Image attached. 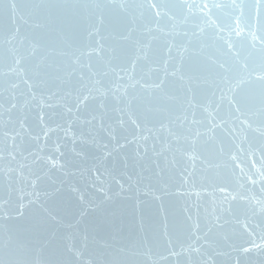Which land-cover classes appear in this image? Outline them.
I'll return each mask as SVG.
<instances>
[{
  "label": "water",
  "instance_id": "water-1",
  "mask_svg": "<svg viewBox=\"0 0 264 264\" xmlns=\"http://www.w3.org/2000/svg\"><path fill=\"white\" fill-rule=\"evenodd\" d=\"M0 264H264V0H0Z\"/></svg>",
  "mask_w": 264,
  "mask_h": 264
}]
</instances>
